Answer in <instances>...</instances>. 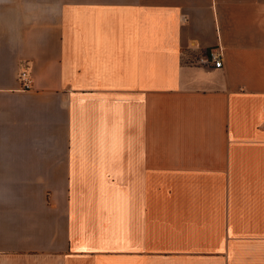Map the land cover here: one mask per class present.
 I'll return each instance as SVG.
<instances>
[{"label": "crops", "instance_id": "obj_1", "mask_svg": "<svg viewBox=\"0 0 264 264\" xmlns=\"http://www.w3.org/2000/svg\"><path fill=\"white\" fill-rule=\"evenodd\" d=\"M0 264H264V0H0Z\"/></svg>", "mask_w": 264, "mask_h": 264}, {"label": "built area", "instance_id": "obj_2", "mask_svg": "<svg viewBox=\"0 0 264 264\" xmlns=\"http://www.w3.org/2000/svg\"><path fill=\"white\" fill-rule=\"evenodd\" d=\"M202 61V60H201ZM204 62V61H202ZM205 62H209L212 67L218 68L221 67L222 61H221V53L219 48H212L207 52V55L205 57ZM20 79L23 83V85L28 86L29 80L27 78V74L25 71H22L20 73Z\"/></svg>", "mask_w": 264, "mask_h": 264}]
</instances>
